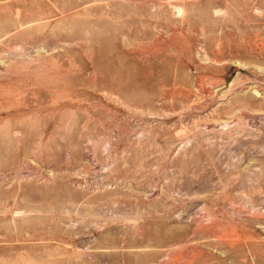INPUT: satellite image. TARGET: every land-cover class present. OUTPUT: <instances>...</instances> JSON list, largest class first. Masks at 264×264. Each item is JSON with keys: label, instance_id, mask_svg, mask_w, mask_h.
I'll return each instance as SVG.
<instances>
[{"label": "rangeland", "instance_id": "374dc122", "mask_svg": "<svg viewBox=\"0 0 264 264\" xmlns=\"http://www.w3.org/2000/svg\"><path fill=\"white\" fill-rule=\"evenodd\" d=\"M0 264H264V0H0Z\"/></svg>", "mask_w": 264, "mask_h": 264}]
</instances>
